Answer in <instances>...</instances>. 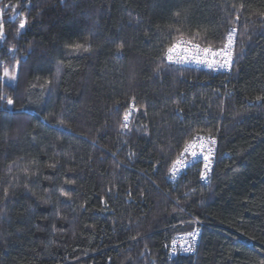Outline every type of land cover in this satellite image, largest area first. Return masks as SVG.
Here are the masks:
<instances>
[{
	"label": "trees",
	"instance_id": "1",
	"mask_svg": "<svg viewBox=\"0 0 264 264\" xmlns=\"http://www.w3.org/2000/svg\"><path fill=\"white\" fill-rule=\"evenodd\" d=\"M0 19V264H264V0H0ZM233 26L231 72L166 60ZM196 136L209 181L173 180Z\"/></svg>",
	"mask_w": 264,
	"mask_h": 264
},
{
	"label": "snow or ice",
	"instance_id": "2",
	"mask_svg": "<svg viewBox=\"0 0 264 264\" xmlns=\"http://www.w3.org/2000/svg\"><path fill=\"white\" fill-rule=\"evenodd\" d=\"M239 20V16L237 15L236 21ZM20 29L25 28V23L22 22L19 25ZM237 34V28L236 27H229L226 36L224 38V41L222 42V45L215 50L212 47H204L201 48L200 44H193L191 40H185L181 36L180 38L173 39V42L171 45L167 48L166 50V59L170 63H182V62H195V63H203L207 64L209 67H219V68H229L231 67L232 64V56L234 55V44H235V37ZM5 35V28H4V21L3 19H0V37H3ZM198 35V34H197ZM187 45V47H185ZM69 48L74 51V52H79L81 50L83 51H88L89 48L86 47L84 44L81 43H75L69 45ZM177 49H180L181 51L185 52H192L193 49H195V53L189 58V56H185L183 60H174L173 54L177 51ZM201 53L207 57L208 55L212 56V60L209 61L208 59L201 58ZM219 58V59H218ZM159 66L157 68V71H159ZM3 75L5 77L9 76V70L5 68L3 70ZM11 79H15V77H11ZM9 105L13 104V101L9 99L7 101ZM133 110L138 111L137 109L134 108V105L130 106L129 111L125 112L123 115V123L121 124V128H127L128 127V122L130 120V117L132 115ZM209 142L211 144H215V139L212 137H209ZM213 154V149L209 147L207 149V154H204V149L203 147L201 148V151L198 153L196 151H192L191 153H188L187 149L183 153H181V157L183 159H180L178 161L173 162V167L169 169L170 172H173L174 174H178L179 171H182L183 169L187 168L188 166V161H187V155H191L193 160H195L198 156H202V159L204 161V169L205 171L201 172V176L206 175V170L209 168L210 164V157ZM180 163L182 165V168L177 169L175 168V164ZM188 235L193 236L194 238V233H188ZM175 243V242H173ZM184 251H191V247H187L183 249ZM175 251V249H174Z\"/></svg>",
	"mask_w": 264,
	"mask_h": 264
},
{
	"label": "built area",
	"instance_id": "3",
	"mask_svg": "<svg viewBox=\"0 0 264 264\" xmlns=\"http://www.w3.org/2000/svg\"><path fill=\"white\" fill-rule=\"evenodd\" d=\"M183 39L189 40V39H187L185 37H183ZM235 42H236V37H235ZM192 43L193 44H200V43H197V42H194V41H192ZM200 46H201V48L211 47V46L202 45V44H200ZM185 47H187V45ZM234 47H235V44H234ZM212 48L214 50L216 49L215 47H212ZM194 53H195V49H193L192 52H185V51H181L180 49H177V51L173 54V58H174V60H183V58L186 55L189 56V58H191V56ZM233 56H232V64H231L230 69L229 68H219V67H209L207 64L195 63V62H182V63H170L169 62V63L170 64H175V65H179V66H191V67H195V68L212 70V71H215V72L229 73V72H231V70L233 68V65H234V57ZM201 58L202 59L206 58L209 61L212 60V56L211 55H208L207 57H205L202 53H201ZM202 147L204 149V154H207V149L209 147H211L213 149V154L210 157L209 168H208V170H206V180L209 181V179H210L209 178V173L211 172L210 170L212 168V165L214 163V159L216 157V150H215L216 147H214L213 144H211L209 142V139L208 138L201 137V136H196L191 141V143L188 145L187 151H188V153H191L192 151H196V152L199 153L201 151V148ZM186 158H187L188 164L191 163V162H193V161L203 160L202 159V156H198L195 160H193V158L191 157V155H187ZM180 159H183V157H181ZM180 159H178V160H180ZM203 165H204V161H203ZM175 168L180 169V168H182V165L180 163H176L175 164ZM185 170H186V168L183 169L182 171H179L178 174H174L173 172H170V175L169 176L173 180H177L184 173ZM203 171H205L204 167H203ZM201 225H202V223L199 222V221L194 222L193 229L190 232H188V233H194V238H193V236L188 235V233H186V234H180V235L176 236V238L173 241L175 243L172 244V248H171V255L173 257H175V256H177L179 254H184V255L193 254V253H195L197 251V249L199 247V244H200V238H201V233H202ZM189 246L192 249L191 251H184L183 250L184 248H187ZM174 249H175V251H174Z\"/></svg>",
	"mask_w": 264,
	"mask_h": 264
},
{
	"label": "bare ground",
	"instance_id": "4",
	"mask_svg": "<svg viewBox=\"0 0 264 264\" xmlns=\"http://www.w3.org/2000/svg\"><path fill=\"white\" fill-rule=\"evenodd\" d=\"M201 137H206V136H201ZM206 138H208V137H206ZM208 139H209V138H208ZM213 146H214V147H216V143H215V144H213ZM186 149H187V148H186ZM180 158H181V155L179 156V159H180ZM193 162H201V164H202V168H203V160H199V161H193ZM193 162L189 163V164H188V166H187V168H188V167H189V165H191ZM187 168H186V169H187ZM203 178H204V180H205V181H207V180H206V175H205V176H203Z\"/></svg>",
	"mask_w": 264,
	"mask_h": 264
},
{
	"label": "water",
	"instance_id": "5",
	"mask_svg": "<svg viewBox=\"0 0 264 264\" xmlns=\"http://www.w3.org/2000/svg\"><path fill=\"white\" fill-rule=\"evenodd\" d=\"M17 15V14H16ZM16 16H14L13 18H15Z\"/></svg>",
	"mask_w": 264,
	"mask_h": 264
}]
</instances>
